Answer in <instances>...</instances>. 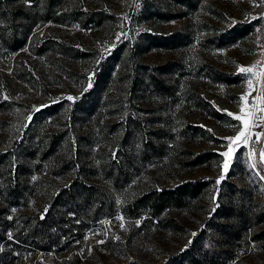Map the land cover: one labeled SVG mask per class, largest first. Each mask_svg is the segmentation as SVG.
<instances>
[{
  "label": "rangeland",
  "instance_id": "1",
  "mask_svg": "<svg viewBox=\"0 0 264 264\" xmlns=\"http://www.w3.org/2000/svg\"><path fill=\"white\" fill-rule=\"evenodd\" d=\"M52 3L63 23L34 25L18 51L0 48L3 264H161L205 225L226 183L264 204V151L245 150L248 136L264 145V129L249 132L253 106L264 113V78L240 71L264 34L259 0ZM113 62L103 89L90 93ZM242 130L241 140L227 139ZM229 151L230 158L222 155ZM197 156L204 162L191 164ZM187 180L207 187L194 209L161 214L163 223L176 216L178 230L147 215L126 217L138 195ZM73 181L95 193L87 209L71 206L50 228L61 237L45 256L35 247V215L41 219ZM261 245L242 242L238 264L264 262Z\"/></svg>",
  "mask_w": 264,
  "mask_h": 264
},
{
  "label": "trees",
  "instance_id": "2",
  "mask_svg": "<svg viewBox=\"0 0 264 264\" xmlns=\"http://www.w3.org/2000/svg\"><path fill=\"white\" fill-rule=\"evenodd\" d=\"M9 1L14 3L10 11L6 6ZM52 1L0 0V29L3 33L6 30L7 34L0 35V48L4 47L8 52L18 51L26 45L34 25L47 21L63 23L62 16L64 15L58 11L59 9ZM4 15H10V17L4 18ZM73 17V20L79 19L78 15L74 14ZM5 20L9 22L7 27L2 25ZM241 27L244 28V26ZM233 29L235 30V27ZM6 36L7 38L3 39ZM113 64L114 62L110 66L103 67L97 73V80L90 93L95 94L103 89L111 76ZM202 162H204V157L197 156L192 159L191 164L197 165ZM206 187L207 182L205 181L187 180L181 181L173 187L147 191L138 195L128 206L129 211L126 213V217L136 220L142 218V215H147L148 217L145 219H155L158 224H162L164 220L161 219V214L163 212L174 211L179 213L190 208L194 209L196 202L203 196ZM93 188V186L83 182L73 181L59 191L41 219L35 215L37 223L34 225L33 235L38 238V243L36 242L35 245L36 250L51 251L52 244H56L61 235L50 231V228L53 225L59 226V220L66 217L67 210L72 209L71 206L87 209L95 193ZM63 196L67 198L66 204L58 203L57 201ZM252 200L251 192L243 187L237 188L232 183H226V188L217 197V204L212 209L205 225L198 229L185 248L169 256L161 264H238L240 259L236 248L242 242L261 241V247L264 249V204L256 207L251 203ZM59 205L63 208L58 209ZM97 211L98 209L95 210V213ZM2 218L3 223H8L7 219ZM162 225L166 229L172 230H178L182 227L176 216L168 217ZM86 226L85 220L80 221V225H78L80 234ZM4 239L5 235L0 233V243ZM7 256L8 252L0 250V264H3L2 260L6 262ZM11 262L10 259L9 264ZM123 264L136 263L127 262ZM247 264H264V262Z\"/></svg>",
  "mask_w": 264,
  "mask_h": 264
},
{
  "label": "built area",
  "instance_id": "3",
  "mask_svg": "<svg viewBox=\"0 0 264 264\" xmlns=\"http://www.w3.org/2000/svg\"><path fill=\"white\" fill-rule=\"evenodd\" d=\"M256 18L262 21L264 27V3L259 0V9L256 12ZM41 32H44L43 27H39ZM248 68H251V72H247L250 75H254L258 78H264V34L262 39L256 45L253 50V54L250 59ZM264 129V113L262 107L257 103L253 106L250 119H249V132H258ZM245 150L249 155H255L259 151H264V145H261L259 139L248 136L245 142ZM83 251L80 250V253ZM45 256L47 252H44ZM41 259V257H39Z\"/></svg>",
  "mask_w": 264,
  "mask_h": 264
},
{
  "label": "snow or ice",
  "instance_id": "4",
  "mask_svg": "<svg viewBox=\"0 0 264 264\" xmlns=\"http://www.w3.org/2000/svg\"><path fill=\"white\" fill-rule=\"evenodd\" d=\"M261 2L264 3V0H261ZM240 71L241 72H251L252 69L251 68H243L242 67V68H240ZM248 83H249V86H251V78H249ZM69 99H72V98L69 97ZM229 115H233V114L232 113H229ZM234 119L242 121L243 124H244V127L247 128L248 121L247 120H243L242 116H239V115L234 116ZM244 136H245V132L242 130L236 137H234V138H227V139H229L232 143H235L236 141L241 140V138L244 137ZM222 155L225 156L226 158H230L231 153L229 151V152L222 153ZM227 168H228V159H226L225 162H224V169H225V171L227 170ZM221 178H223V177H221Z\"/></svg>",
  "mask_w": 264,
  "mask_h": 264
}]
</instances>
